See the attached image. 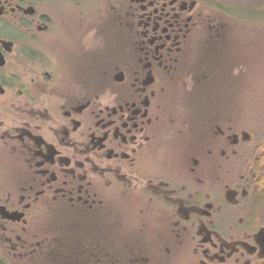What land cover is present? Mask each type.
<instances>
[{
  "label": "flooded vegetation",
  "instance_id": "af4514ba",
  "mask_svg": "<svg viewBox=\"0 0 264 264\" xmlns=\"http://www.w3.org/2000/svg\"><path fill=\"white\" fill-rule=\"evenodd\" d=\"M217 3L0 0V264H264L263 30Z\"/></svg>",
  "mask_w": 264,
  "mask_h": 264
},
{
  "label": "rangeland",
  "instance_id": "374dc122",
  "mask_svg": "<svg viewBox=\"0 0 264 264\" xmlns=\"http://www.w3.org/2000/svg\"><path fill=\"white\" fill-rule=\"evenodd\" d=\"M217 2V6L222 12L234 14L239 9L248 11V15L251 16L252 20V24H250L253 29L252 31L257 29L263 30V33L258 37L264 42V0H217ZM221 15L224 16V13H221ZM228 30H247V27L244 23H241L238 26L231 25ZM249 65V75L243 81L245 86L242 83L239 88L237 87L239 97L237 98L239 101V115L237 119L244 124L252 118L264 117V46L261 48V52L254 51V56ZM254 122L260 126L258 128L260 130L257 133L264 131V119H257ZM261 135H264V133ZM183 257L185 256L181 254L179 263L185 261L181 259Z\"/></svg>",
  "mask_w": 264,
  "mask_h": 264
}]
</instances>
